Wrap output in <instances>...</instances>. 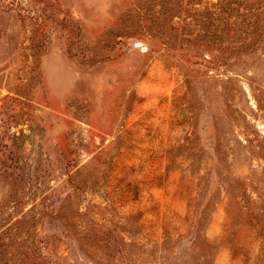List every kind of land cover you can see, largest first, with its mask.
<instances>
[{
    "label": "rangeland",
    "instance_id": "374dc122",
    "mask_svg": "<svg viewBox=\"0 0 264 264\" xmlns=\"http://www.w3.org/2000/svg\"><path fill=\"white\" fill-rule=\"evenodd\" d=\"M0 264H264V0H0Z\"/></svg>",
    "mask_w": 264,
    "mask_h": 264
}]
</instances>
